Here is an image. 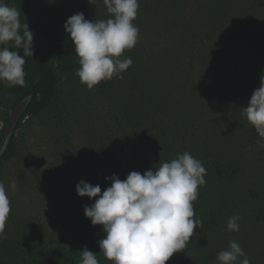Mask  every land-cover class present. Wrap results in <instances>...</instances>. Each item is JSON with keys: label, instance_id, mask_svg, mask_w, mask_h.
<instances>
[{"label": "rangeland", "instance_id": "rangeland-1", "mask_svg": "<svg viewBox=\"0 0 264 264\" xmlns=\"http://www.w3.org/2000/svg\"><path fill=\"white\" fill-rule=\"evenodd\" d=\"M138 2V40L123 53L131 66L123 78L92 89L75 75L79 64L63 26L76 13L107 20L103 0H21L10 6L21 11V22L59 80L51 104L37 115L25 114L17 125L16 155L1 160L0 182L11 211L0 236V260L81 264L80 251L87 248L99 264H111L99 252L101 226L54 203L34 173L74 189L81 180L98 184L103 193L108 114L115 112L121 128L152 136L142 144L135 171L143 174L184 152L206 169V183L193 202L202 226L166 264H218V253L232 241L250 264H264V138L243 113L264 78V6L253 0ZM240 23L249 26L245 38L226 41ZM11 109L9 102L0 105V133ZM129 144L114 150L124 168ZM79 199L85 208L96 198ZM233 216L241 218L239 231L227 229Z\"/></svg>", "mask_w": 264, "mask_h": 264}, {"label": "clouds", "instance_id": "clouds-1", "mask_svg": "<svg viewBox=\"0 0 264 264\" xmlns=\"http://www.w3.org/2000/svg\"><path fill=\"white\" fill-rule=\"evenodd\" d=\"M107 20H86L82 13L69 17L64 30L73 45L79 68V82L92 89L113 77L123 78L132 64L123 57L137 43L139 29L133 23L138 0H103ZM21 11L0 0V82L9 87L25 86L24 56H33V32L21 22ZM23 49V56L14 49ZM247 122L264 138V78L243 108ZM264 147V145H261ZM206 169L189 152L162 162L143 174L130 172L123 180L113 175L103 193L100 185L81 180L75 188L81 198L95 199L85 206L84 216L92 226H101L104 238L100 251L111 264H166L174 253L183 251L194 229L202 221L194 219L193 202L198 187L206 183ZM15 190V184L10 185ZM11 211L5 185L0 182V236ZM239 216L228 220L229 231H239ZM81 264H99L97 254L84 248ZM243 258V259H241ZM218 264H250L240 245L232 241L216 257Z\"/></svg>", "mask_w": 264, "mask_h": 264}, {"label": "trees", "instance_id": "trees-1", "mask_svg": "<svg viewBox=\"0 0 264 264\" xmlns=\"http://www.w3.org/2000/svg\"><path fill=\"white\" fill-rule=\"evenodd\" d=\"M67 1V0H62ZM260 5L264 6V0H253ZM3 2L11 6L12 3L18 4L21 0H3ZM248 24L240 23L236 28L230 31L225 38L226 41H231L235 39L245 38L248 32ZM3 47V46H1ZM23 56V49H14ZM33 56H24L25 65V86L24 87H9L6 83L0 82V105L3 101L9 102L10 107L14 106L24 95L27 93H32L33 97L29 105L27 106L25 112L18 121L25 116V114L30 113L32 115H37L44 111L54 100L57 92V83L59 76L51 65L49 60L45 57L41 49L33 40ZM110 118L107 123L108 125V137H107V149L105 151L102 172L104 174V182L106 188L110 186L111 176L115 175L119 179L123 180L127 175L136 170V166L140 160L142 153V144L145 141H150L152 139L151 135H146L145 133H133L125 127L121 128L120 117H118L115 112L108 114ZM17 127V126H16ZM2 133H0L1 136ZM130 143V144H129ZM129 144V163L128 170L122 167L117 155L114 153L116 145H127ZM17 153L16 143L13 139L10 142L7 153L4 155L3 159L12 158ZM1 164V161H0ZM35 178L45 188L51 196L54 203L62 204L66 209L72 212L75 217L82 219L84 218V208L81 200L76 194L74 187L69 183L57 184L49 181L45 177L34 173ZM10 215L6 221H9ZM207 226L209 224H206ZM0 264H10L5 261L0 260Z\"/></svg>", "mask_w": 264, "mask_h": 264}, {"label": "water", "instance_id": "water-1", "mask_svg": "<svg viewBox=\"0 0 264 264\" xmlns=\"http://www.w3.org/2000/svg\"><path fill=\"white\" fill-rule=\"evenodd\" d=\"M32 93L24 95L11 109L10 116L0 136V161L7 153L8 147L12 140L13 132L18 125V121L25 112L27 106L32 100Z\"/></svg>", "mask_w": 264, "mask_h": 264}]
</instances>
